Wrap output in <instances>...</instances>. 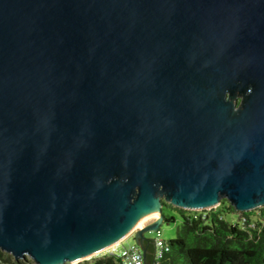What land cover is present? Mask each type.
<instances>
[{
	"label": "water",
	"instance_id": "water-1",
	"mask_svg": "<svg viewBox=\"0 0 264 264\" xmlns=\"http://www.w3.org/2000/svg\"><path fill=\"white\" fill-rule=\"evenodd\" d=\"M238 98V102H235ZM264 207V0H0V250L67 264L165 203Z\"/></svg>",
	"mask_w": 264,
	"mask_h": 264
},
{
	"label": "trees",
	"instance_id": "trees-1",
	"mask_svg": "<svg viewBox=\"0 0 264 264\" xmlns=\"http://www.w3.org/2000/svg\"><path fill=\"white\" fill-rule=\"evenodd\" d=\"M235 213L223 199L216 210L193 213L165 203L166 224L182 219L177 238L164 241L163 255H147V264H264V207L241 212L240 222L226 220L224 214ZM153 247L150 246V252ZM115 254L79 264H122ZM0 264H35L29 258L15 260L0 250Z\"/></svg>",
	"mask_w": 264,
	"mask_h": 264
},
{
	"label": "rangeland",
	"instance_id": "rangeland-1",
	"mask_svg": "<svg viewBox=\"0 0 264 264\" xmlns=\"http://www.w3.org/2000/svg\"><path fill=\"white\" fill-rule=\"evenodd\" d=\"M235 102H238V98H236ZM221 204L218 206L220 207ZM218 207H214L212 210H216ZM210 209H206V210H197V211H193V210H187L193 213H203L205 211H209ZM210 210V211H212ZM256 210V209H255ZM253 211V210H252ZM230 213V212H229ZM176 217H177V222L174 223H170V224H166V223H162L161 227H160V231H161V238L164 241H168V240H172L177 238V232L178 229L180 227V223L182 222L181 217L179 216V214L175 213ZM226 220L228 221H238L240 222V217H241V211H236L235 213H230V214H224ZM157 218H148L146 221H142L141 225L136 226L132 232L125 238H123L120 242H117L115 244H113L112 246H108L105 249L94 253V254H90L84 258H81L78 261H71L67 264H79L85 260H90V261H95L96 259L107 255V254H111L112 252L115 255H119L121 254L122 250L124 247H127L130 244H134L136 243L135 241V236L137 234V232L142 229L145 228L147 226H149L150 224H152L153 222H155ZM142 226V227H141ZM159 237V233L157 231H151V232H147L145 233V239L149 240V241H154L156 238ZM129 238V239H128ZM128 239V240H127Z\"/></svg>",
	"mask_w": 264,
	"mask_h": 264
},
{
	"label": "built area",
	"instance_id": "built-area-1",
	"mask_svg": "<svg viewBox=\"0 0 264 264\" xmlns=\"http://www.w3.org/2000/svg\"><path fill=\"white\" fill-rule=\"evenodd\" d=\"M159 237L156 238L153 245V257L155 259L161 258L163 255L164 240H162L160 229L157 230ZM114 254V253H113ZM112 254V255H113ZM144 252L141 246L137 243L130 244L127 247H124L121 254L114 255L122 264H145Z\"/></svg>",
	"mask_w": 264,
	"mask_h": 264
},
{
	"label": "bare ground",
	"instance_id": "bare-ground-1",
	"mask_svg": "<svg viewBox=\"0 0 264 264\" xmlns=\"http://www.w3.org/2000/svg\"><path fill=\"white\" fill-rule=\"evenodd\" d=\"M148 218H157V219H159V218H160V215H159V213H158L157 210H154L153 213H151L150 215H148V216L145 217L144 219L142 218L140 221H138V223L136 224V226L141 225V224H142V221H146ZM136 226H135V227H136ZM138 227H139V226H138ZM141 227H142V226H141Z\"/></svg>",
	"mask_w": 264,
	"mask_h": 264
},
{
	"label": "crops",
	"instance_id": "crops-1",
	"mask_svg": "<svg viewBox=\"0 0 264 264\" xmlns=\"http://www.w3.org/2000/svg\"><path fill=\"white\" fill-rule=\"evenodd\" d=\"M129 239V238H128ZM127 239V240H128ZM135 239V238H134ZM152 243H153V241H149V240H146L145 242H144V246H145V248H146V250H147V255H153V251L152 252H150V246H152L153 247V245H152ZM153 250H154V248H153ZM111 254H113V252L111 253ZM147 255H146V257H147Z\"/></svg>",
	"mask_w": 264,
	"mask_h": 264
}]
</instances>
